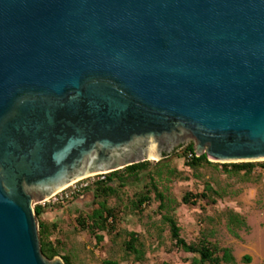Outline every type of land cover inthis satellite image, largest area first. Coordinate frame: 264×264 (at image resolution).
I'll use <instances>...</instances> for the list:
<instances>
[{
    "label": "water",
    "instance_id": "1",
    "mask_svg": "<svg viewBox=\"0 0 264 264\" xmlns=\"http://www.w3.org/2000/svg\"><path fill=\"white\" fill-rule=\"evenodd\" d=\"M185 139L264 161V0H0V264H65L35 203Z\"/></svg>",
    "mask_w": 264,
    "mask_h": 264
},
{
    "label": "rangeland",
    "instance_id": "2",
    "mask_svg": "<svg viewBox=\"0 0 264 264\" xmlns=\"http://www.w3.org/2000/svg\"><path fill=\"white\" fill-rule=\"evenodd\" d=\"M189 142L185 139L166 149L164 155L169 158L162 166L150 169L153 173L162 172V176L156 178L158 189L174 202V215L181 229V237L190 243L201 235L206 236L221 247L229 248L235 264H245L242 262L245 256L251 259L249 264H264V169L256 167L249 177L242 174L227 175L220 168L191 173L184 166L183 159L170 157L180 145ZM257 163L264 164V161ZM167 170L175 174L168 175ZM95 181L96 178H93L84 182L91 184ZM204 182L219 192L221 199L217 200V204L213 208L203 207L202 210L182 205L183 194L202 191ZM143 185L144 180L138 185L127 186L119 194V201H108L110 206L119 204V217L113 233L102 234L101 244H96L89 234L78 232L75 224L80 214L89 213L93 207L91 194L84 192L88 188L64 205L41 206L45 208L41 220L57 225L58 234L54 237L63 240L62 254H69L75 264H103L105 260L116 261L118 264H138L134 263L133 256L125 257L123 253V243L128 233L141 236L145 250L144 264H183V259L188 256L172 248L168 228L161 221L156 201H151L142 212H130V202L136 193L142 191ZM225 210L240 215L248 229L237 231V237L231 235L224 220L219 219ZM209 218H213L214 223Z\"/></svg>",
    "mask_w": 264,
    "mask_h": 264
},
{
    "label": "trees",
    "instance_id": "3",
    "mask_svg": "<svg viewBox=\"0 0 264 264\" xmlns=\"http://www.w3.org/2000/svg\"><path fill=\"white\" fill-rule=\"evenodd\" d=\"M170 157L183 159L184 166L195 174L207 168H220L222 173L227 175L242 174L244 177H249L256 167L259 166L264 169L263 163H209L205 156L195 157L192 142L180 145L170 154ZM168 158V156L164 155L163 159L157 163L151 161L142 162L105 174L102 180H96L90 188L84 191L91 194L93 207L89 213L80 214L75 219L77 231L89 234L93 237L96 244H101L103 242L102 234H112L119 217V204L110 206L108 201H119V194L122 190L127 186L138 185L144 180L142 191L136 193L134 200L130 202V212H142V209L149 205L151 201H156L161 221L168 228L172 248L188 256L183 259V264H235L236 261L232 251L229 248L221 247L216 241L201 235L193 242L187 243L181 237V229L174 215V202L167 199L158 189L156 178H160L162 172L153 173L150 170L152 167L162 166ZM167 174L174 175L175 172L167 170ZM219 199H221L219 192L211 184L204 182L202 191L185 192L181 198V204L202 210L203 207L213 208ZM34 211L42 255L49 260L60 256L65 264H75L69 254H62L63 240L54 237L58 234L57 225L41 220L42 215L45 213V208L36 205L34 206ZM219 219L224 220L227 231L234 237H237V231L248 229L245 220L231 210L222 212L219 215ZM209 221L214 223L213 218H209ZM123 253L125 257L133 256L134 263L144 264L146 262L145 250L141 236L135 233H128L127 239L123 243ZM250 261L251 259L247 256L242 258V262L245 264H249ZM103 264L118 263L105 260Z\"/></svg>",
    "mask_w": 264,
    "mask_h": 264
},
{
    "label": "built area",
    "instance_id": "4",
    "mask_svg": "<svg viewBox=\"0 0 264 264\" xmlns=\"http://www.w3.org/2000/svg\"><path fill=\"white\" fill-rule=\"evenodd\" d=\"M103 176H104L103 174L95 175V176H91L89 178H85V179H82L79 181H75V182L69 184L68 186H66L65 188H63L62 190H60L59 192H57L56 194L50 196L46 200L37 202L36 205L42 206V207L45 206L46 204L64 205L69 200H71L74 196L79 194L84 189L88 188L89 185H91L93 183L92 182L91 184H89L88 182H84V181H87L88 179H93V178H96V180H102Z\"/></svg>",
    "mask_w": 264,
    "mask_h": 264
},
{
    "label": "bare ground",
    "instance_id": "5",
    "mask_svg": "<svg viewBox=\"0 0 264 264\" xmlns=\"http://www.w3.org/2000/svg\"><path fill=\"white\" fill-rule=\"evenodd\" d=\"M148 159H149L150 161H154V160H156V158H155V156H154L153 154H149Z\"/></svg>",
    "mask_w": 264,
    "mask_h": 264
}]
</instances>
